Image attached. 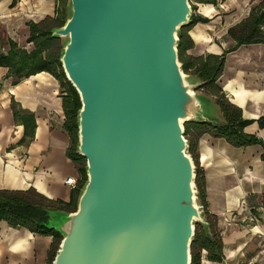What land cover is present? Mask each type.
<instances>
[{
    "label": "water",
    "instance_id": "95a60500",
    "mask_svg": "<svg viewBox=\"0 0 264 264\" xmlns=\"http://www.w3.org/2000/svg\"><path fill=\"white\" fill-rule=\"evenodd\" d=\"M53 35L80 95L78 152L88 179L77 209L50 214L53 264H191L199 205L187 121L205 114L201 81L178 55L189 0H69Z\"/></svg>",
    "mask_w": 264,
    "mask_h": 264
},
{
    "label": "crops",
    "instance_id": "0c3cea01",
    "mask_svg": "<svg viewBox=\"0 0 264 264\" xmlns=\"http://www.w3.org/2000/svg\"><path fill=\"white\" fill-rule=\"evenodd\" d=\"M260 1L197 3L195 14L209 21L197 22L188 31L194 42L188 54L225 53L220 85L245 119L264 114V45L230 50L235 43L230 45L228 30ZM57 8V0H0V52L7 51L10 39L31 48L29 22L54 17ZM7 73L8 68L0 67V189L33 187L69 203L75 187L66 180L79 172L68 155L71 139L64 128L60 82L41 71L13 84ZM219 117L209 118L222 121ZM246 131L264 141V128L257 122ZM196 152L205 174L208 210L224 244L221 262L209 260L205 253L202 264H264V146L239 148L204 134L196 141ZM52 243V235L0 221V264H47Z\"/></svg>",
    "mask_w": 264,
    "mask_h": 264
},
{
    "label": "trees",
    "instance_id": "16d2710c",
    "mask_svg": "<svg viewBox=\"0 0 264 264\" xmlns=\"http://www.w3.org/2000/svg\"><path fill=\"white\" fill-rule=\"evenodd\" d=\"M195 1L196 3L213 4L217 2V0ZM57 4L58 8L54 17H46L38 22H29L30 33L27 41L32 44L31 48H28L27 45L20 46L10 39L7 51L0 52V67L8 68L6 77L11 78L13 84L41 71H49L59 80L61 86L65 115L64 128L71 139L68 155L76 163L79 172L71 201L66 203L51 199L33 187L0 189V221L5 220L12 227H26L36 233L53 236L47 264H53L62 240L61 233L49 226L50 214L55 211H75L80 191L88 179L86 159L78 152V122L82 103L78 91L67 78L61 62L64 47L61 38L53 35V29L63 26L68 19L69 0H57ZM192 8H194L193 5ZM200 21L208 22L209 19L192 13L190 24L180 28L178 34L179 60L185 73L197 77L201 81L197 90H205V94L220 106L223 120H191L184 124V135L189 144L188 152L191 153L196 164L195 183L198 199L203 206V214L208 223L207 227L200 222L195 224V234L191 245V264H202L203 251L206 252V257L209 260L216 262H221L224 256L221 230L211 220L212 215L208 210L205 174L199 166L196 141L204 134H209L214 138H224L234 147H248L257 144L264 146V141L257 134L246 131V127L254 122H257L259 128L263 129L264 114L257 119H245L241 107L229 99L220 85L226 62L225 53L221 55L208 53L201 56L187 53V50L194 46L188 31ZM228 36L235 41V45L230 50H235L242 45H264V0L254 5L247 17L231 26Z\"/></svg>",
    "mask_w": 264,
    "mask_h": 264
},
{
    "label": "rangeland",
    "instance_id": "374dc122",
    "mask_svg": "<svg viewBox=\"0 0 264 264\" xmlns=\"http://www.w3.org/2000/svg\"><path fill=\"white\" fill-rule=\"evenodd\" d=\"M190 3H191V6L193 5V7L195 8H192V13H195L196 12V8H197V3L195 0H190ZM69 5V4H68ZM67 38H61V42L64 43V41L66 40ZM61 42H60V45H61ZM235 43V41L233 39L230 38V45H233ZM24 45V43H23ZM263 45V44H262ZM243 46V45H242ZM263 57L262 59L264 60V48H263ZM258 60V59H256ZM186 75L188 76H191L190 74L186 73ZM196 93H200V94H204L202 95V98H203V102H204V110H205V114L209 117H217V119H219L220 115H223L222 112H221V108L220 106L207 94H205V90H195ZM228 96V95H227ZM191 155V153H189ZM192 156V155H191ZM193 158V157H192ZM195 162V161H194ZM196 165V164H195ZM197 189V188H196ZM197 195H198V191H197ZM198 202H199V199H198ZM244 204L248 205L247 202H246V199L244 200ZM199 205H201V203L199 202ZM248 207V206H247ZM249 210L251 211L252 215L255 216V213L252 209H250L249 207ZM202 211H203V206H202ZM204 212V211H203ZM212 221H214L215 219L214 218H211ZM206 252L203 251V256Z\"/></svg>",
    "mask_w": 264,
    "mask_h": 264
},
{
    "label": "built area",
    "instance_id": "2783aa9c",
    "mask_svg": "<svg viewBox=\"0 0 264 264\" xmlns=\"http://www.w3.org/2000/svg\"><path fill=\"white\" fill-rule=\"evenodd\" d=\"M68 184L73 185L74 187L77 185V178L70 177L66 180Z\"/></svg>",
    "mask_w": 264,
    "mask_h": 264
}]
</instances>
